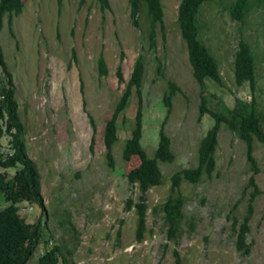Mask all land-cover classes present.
Segmentation results:
<instances>
[{
	"label": "rangeland",
	"instance_id": "obj_1",
	"mask_svg": "<svg viewBox=\"0 0 264 264\" xmlns=\"http://www.w3.org/2000/svg\"><path fill=\"white\" fill-rule=\"evenodd\" d=\"M109 1L111 7L102 10L97 0H64L61 8L57 0H24L23 13L14 19V35L8 17L0 30V46L16 86L28 153L38 168L46 206L45 212L34 206L24 216L29 223L43 216L45 240L53 242L50 248H62L68 264H177L175 252L181 264H264V145L257 143L255 152L261 170L256 181L263 194L248 235L252 250L243 255L228 215L238 202L237 215H245L253 171L245 143L226 126L219 135L217 171L198 185L183 183L182 235L177 243L168 239L163 214L155 209L170 195L171 177L196 167L200 142L213 122L209 114L200 120L201 89L178 25L181 0H163L166 37L159 31L155 50L150 48L146 11L137 28L129 0ZM235 1L210 0L201 10V39L219 61L224 79V87L208 82L206 97L214 110L221 100L233 108L237 98L252 101L255 96L264 125V0H249L244 21L232 16ZM241 41L248 42L256 56L255 91L235 82ZM141 54L146 59L143 144L150 156L167 114L164 94L169 83L181 91L173 98L166 125L177 158L172 164L161 163L165 182L148 192L147 231L139 242L138 216L135 209L126 211V202L130 198L138 202L141 192L128 183L122 155L139 102L135 92L120 117L114 169L106 161L104 128L126 88V83H119L118 67L122 65L128 82ZM101 55L108 65L105 77L98 70ZM0 78L2 84L3 70ZM8 142L6 136L4 153L10 150ZM14 172L10 170L11 175ZM8 206L0 193V212ZM43 249L30 264L38 263ZM59 264H65L64 258Z\"/></svg>",
	"mask_w": 264,
	"mask_h": 264
},
{
	"label": "trees",
	"instance_id": "obj_2",
	"mask_svg": "<svg viewBox=\"0 0 264 264\" xmlns=\"http://www.w3.org/2000/svg\"><path fill=\"white\" fill-rule=\"evenodd\" d=\"M61 8L64 0H57ZM102 10L109 9V0H97ZM210 0H181L178 8V25L182 40L188 49L189 62L193 77L199 85L202 94L200 120L209 114L212 126L202 138L198 149L196 167L186 168L176 172L171 177V193L167 200L155 209V213H162L164 224L167 227V237L170 241L178 242L182 235L183 223L186 218V198L181 192L183 183L198 185L205 177H212L217 171V150L219 135L224 126L235 133L246 145L248 163L253 171L246 190L249 191L246 213L240 218L237 210L241 202L235 204L228 215L232 221V230L237 237L238 251L249 255L252 244L248 243L251 232V221L256 211V202L263 194L256 181L261 172L255 156L256 144L264 145L263 119L258 111L257 98L252 101L236 99L233 108L222 100L218 109H210L207 95L208 82L224 87L220 63L201 39L200 14ZM131 19L135 27L141 28L140 16L146 11V20L149 24L148 39L151 50L156 49L159 31L166 37L165 12L163 0H129ZM25 8L24 0H0V30L6 17L12 35L14 19L20 16ZM234 19L244 21L250 12L249 0H236L232 8ZM161 66L159 72L162 70ZM0 70L5 73V81L0 84V193L3 194L9 206L0 212V264H30L41 248L44 252L39 256L37 264H59L61 258L66 257L60 246L49 247L52 241L45 240V224L43 216H38L36 223H29L24 216V204L30 203L39 206L42 212L46 211L44 198L41 192L40 174L35 162L28 153L25 139L26 127L21 119L19 102L16 95V86L12 74L8 70L3 50L0 46ZM100 77L108 76L106 59L101 55L98 59ZM146 75V59L141 54L134 65L133 73L126 82L123 67L117 70L120 84L126 83V88L114 110L112 117L104 128V145L106 161L109 168L116 167L114 148L120 142V117L128 109L134 92L139 98L135 113L134 125L123 147V159L128 167L125 176L131 186L138 187L141 194L139 201L130 198L126 202V211L135 209L138 216L137 240L142 242L147 231L148 192L165 182V175L161 163L172 164L176 161L171 137L166 131L173 98L180 92V88L173 82L169 83V90L164 94V104L167 114L159 130V141L153 156H150L144 147V97L143 85ZM1 82V78H0ZM235 82L238 87L249 84L253 91L257 87L256 56L248 42L241 41L235 59ZM94 129L96 125L92 121ZM8 136L12 154L3 152V139ZM95 137L92 139V148ZM14 170V174H10ZM246 193V192H245ZM32 210V212H33ZM30 212V211H28ZM42 246V247H41ZM177 264H181L180 254L175 252Z\"/></svg>",
	"mask_w": 264,
	"mask_h": 264
},
{
	"label": "built area",
	"instance_id": "obj_3",
	"mask_svg": "<svg viewBox=\"0 0 264 264\" xmlns=\"http://www.w3.org/2000/svg\"><path fill=\"white\" fill-rule=\"evenodd\" d=\"M10 139H11V138H9V142H8V144H7L8 148H10V150L7 151L6 154H8V153L12 154V149H11V147H10ZM23 206H24V211L28 210V211L32 212V210H33V206H32L30 203L27 202V203H25Z\"/></svg>",
	"mask_w": 264,
	"mask_h": 264
}]
</instances>
